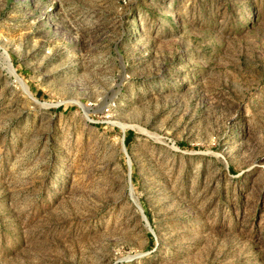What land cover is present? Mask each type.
<instances>
[{
  "label": "rangeland",
  "instance_id": "374dc122",
  "mask_svg": "<svg viewBox=\"0 0 264 264\" xmlns=\"http://www.w3.org/2000/svg\"><path fill=\"white\" fill-rule=\"evenodd\" d=\"M0 264H264V0H0Z\"/></svg>",
  "mask_w": 264,
  "mask_h": 264
},
{
  "label": "trees",
  "instance_id": "16d2710c",
  "mask_svg": "<svg viewBox=\"0 0 264 264\" xmlns=\"http://www.w3.org/2000/svg\"><path fill=\"white\" fill-rule=\"evenodd\" d=\"M130 134H131V131H128L127 136L125 137V140H128V137Z\"/></svg>",
  "mask_w": 264,
  "mask_h": 264
}]
</instances>
